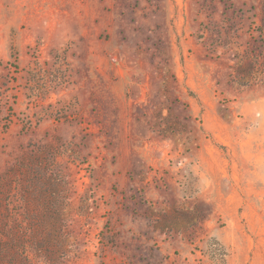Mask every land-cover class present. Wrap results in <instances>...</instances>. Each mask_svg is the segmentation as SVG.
Wrapping results in <instances>:
<instances>
[{
  "label": "rangeland",
  "instance_id": "1",
  "mask_svg": "<svg viewBox=\"0 0 264 264\" xmlns=\"http://www.w3.org/2000/svg\"><path fill=\"white\" fill-rule=\"evenodd\" d=\"M0 264H264V0H0Z\"/></svg>",
  "mask_w": 264,
  "mask_h": 264
}]
</instances>
